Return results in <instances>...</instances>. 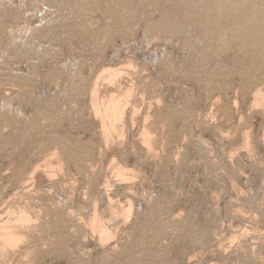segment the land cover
I'll use <instances>...</instances> for the list:
<instances>
[{
  "label": "rangeland",
  "instance_id": "obj_1",
  "mask_svg": "<svg viewBox=\"0 0 264 264\" xmlns=\"http://www.w3.org/2000/svg\"><path fill=\"white\" fill-rule=\"evenodd\" d=\"M127 1L0 0L20 12L0 16V237L31 217L0 264H264L262 53L197 40L205 24L174 5L197 28H149L163 3ZM112 97L104 133L95 102Z\"/></svg>",
  "mask_w": 264,
  "mask_h": 264
},
{
  "label": "bare ground",
  "instance_id": "obj_2",
  "mask_svg": "<svg viewBox=\"0 0 264 264\" xmlns=\"http://www.w3.org/2000/svg\"><path fill=\"white\" fill-rule=\"evenodd\" d=\"M100 1L102 3V0H100ZM103 1L110 3V6L106 10H110L112 8V6L117 5L116 0H103ZM155 1L161 2L163 4L160 6V13H155V15H157V16L155 17V15H154V17H150V20L147 21L148 26L150 24L149 28H151L154 24H156V22H160L162 25L165 26L162 29L163 31H168L174 35L175 34H185V33L187 34L188 27L191 26L192 24L194 26L195 25L194 23H197V22L193 21L194 23H191V25L188 24L189 26L187 27V25L185 24L186 22H184L185 20H183V18H185L186 15L189 16L191 13L192 14L194 13L193 14L194 17H195V15L197 16V18L202 23V26H203V24H205V26H206L204 31H203L204 27H202V28L200 27L202 29L201 32H204V33L201 36L199 35V37H201V38H199V39L196 38L197 40L204 41L205 43H210L212 45V47H213L212 42H215V41L217 42V45L220 43H225L228 46H229V44H227V43L234 41L241 48H245V49L247 48V50H248V48L251 47L253 49V51L256 50L257 52L259 51V53L261 52L262 54L260 53L261 55H259L257 57V59L261 58L262 62H264V0H155ZM123 2L124 1H122L120 3H123ZM135 2H136V5H134ZM132 4H133V6H135L136 12H138V13L141 12L140 10L139 11L137 10L138 6L141 3H139V5L137 6L138 1H134V2H133V0L127 1V6L132 7ZM99 5H100V3H99ZM169 5H170V7H169ZM171 5H174V7L175 6L181 7L185 10V14L182 13V15L184 14V17L182 19H180V21H178L179 23L176 22L177 20H179V18H177L178 16L174 15L175 12L172 13V7L173 6L171 7ZM10 9H11V7H10ZM17 10H19V8ZM2 11H0V16H1V18H3V20L5 19V22L7 21V19H6L7 15H8V20H9L10 18H14L15 16H17L18 13H20L18 11L17 14L11 15V14H7V12L4 13ZM14 12H16V11H14ZM180 12H183V11H179V13ZM12 13H13V11H12ZM113 13L118 14V13H120V10L111 11V14H113ZM179 13L177 12V14H179ZM105 14H106L105 10H102L101 15H103V17H105L104 16ZM173 15L177 18V20H175V21L173 20V19H175V17ZM188 16H187V18H188ZM190 18L191 17H189V19ZM190 20H192V18ZM194 20H196V19H194ZM218 23H219V25L225 24L229 28L228 29L225 28L226 30L224 28H219L218 27L219 25L217 26ZM198 26H201V25H198ZM1 27H3V26H1ZM194 27L197 28L196 25ZM222 27H224V26L222 25ZM93 28H94L93 29L94 31H101L102 32V30L104 29V26L96 27V25H94ZM192 28H191V30H192ZM200 28H198V29H200ZM221 29H223V30H221ZM195 30L196 29H194V32H195ZM87 31L88 30H83V32H87ZM33 36L34 35L32 33V34H29L27 36H23L21 38L15 37L13 39H9V41L7 40L8 41L7 44L10 46L9 48L7 47L8 50L11 47H13L12 49H10L11 51H15L16 49H23V48H25V46L27 47L29 40L36 37V36H34V37ZM188 36H190V35H188ZM188 36H185L186 39L189 38ZM185 37H184V39H185ZM5 38H7V37H5ZM34 40L32 39V41H33V42H31L32 45L34 44ZM193 40L194 39H191L189 42H192ZM196 41L194 40V42H195L194 44H197L198 41L197 42ZM204 42H203V44H205ZM235 43H233V44L236 46ZM248 43H251V44H248ZM19 45H23V46H20L23 48H18ZM214 45H215V43H214ZM218 46H216V47H218ZM221 46L219 47V49L225 47V46H223V47H221ZM188 47H190V46H188ZM193 47H194V49H193ZM195 47H197V45L192 46V48H190V49L195 50L196 49ZM204 47L206 49L207 46H203V48ZM209 47H210V45H209ZM13 49H15V50H13ZM226 49H227V47H226ZM224 50H225V48H224ZM218 51H220V50H217V53H218ZM223 51H220V52H223ZM8 52H10V51H8ZM8 52L6 55H3V56L0 55L1 56L0 60L2 62L5 61V59H7L6 57L8 55ZM240 52H241V50H240ZM10 53H12V52H10ZM35 53H37V52H35ZM217 53H215V54H217ZM257 61H259V60H257ZM71 64L72 63H70L69 67L66 66L65 68L66 69L68 68V70H66V73L69 75V77L71 79L70 87L67 90L73 92V91H78L80 88H82V83H83L82 80L83 79L79 78V75L77 76L76 68H75L76 64H75V66L73 65L74 63L72 65ZM257 65H258V63H257ZM76 78L78 79V82L76 81ZM79 82H82V83H79ZM263 96H264V94H263ZM263 96L261 94V90L257 89L254 91V101L257 103V105L260 104V102H261V104L263 103L262 102L264 100ZM95 105H97L96 113L101 117V130L104 133H107L108 129L114 125V120L119 118L122 115V113H123L122 112L123 111L122 106H120L119 100L117 98H113V97L110 98L108 101H102L100 104H98V102H95ZM156 110L162 111V110H159V108H157ZM183 116H185V115H183ZM107 119H111V122L109 125H107L105 122V120H107ZM141 135L143 138V142L144 141L148 142V140H149L148 132L142 131ZM72 160L76 161V160H78V158L72 157ZM130 210H131V207L128 206V208L126 209L127 213H130ZM150 212H152V210ZM17 219L19 221V223H18L19 225L14 226L11 231H7V232L3 233L0 237L2 240L0 243V250L2 252L5 251L4 249H6V248H11L15 251L17 248L16 252L18 253V250H19L18 247L21 246L22 244L25 245V243L27 242V238H26V240L22 243L23 235H25L23 230L25 229V227L29 228V226H26L25 224L30 223L31 217L27 212L20 211ZM99 228H100V230H101L100 232L102 234H108L103 225H99ZM19 252H20V250H19ZM143 257L150 258V255L148 253H145V254H143Z\"/></svg>",
  "mask_w": 264,
  "mask_h": 264
}]
</instances>
